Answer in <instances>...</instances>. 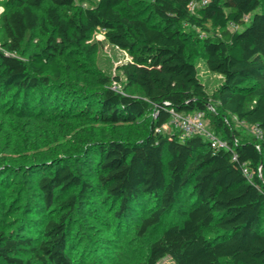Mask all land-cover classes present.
Instances as JSON below:
<instances>
[{
  "label": "trees",
  "instance_id": "16d2710c",
  "mask_svg": "<svg viewBox=\"0 0 264 264\" xmlns=\"http://www.w3.org/2000/svg\"><path fill=\"white\" fill-rule=\"evenodd\" d=\"M45 1L0 0V107L38 119L57 103L62 114L82 111L93 123L64 128L34 150L33 160L18 165L32 171L41 207L61 211L40 220L38 235L0 230V264H104L85 262L69 248L76 191L100 188L119 202L122 218L129 210L139 216L141 237L160 228L148 248L149 264L165 258L173 264H264V0H150V16L124 12L129 0H47L41 16L37 9ZM193 1L198 5L191 10ZM185 24L215 29L201 40L208 68L223 79L213 94L189 55V35L180 29ZM39 28L45 41L27 51L29 33ZM99 29L132 57L114 79L123 91L136 86L140 93L113 90L108 76L94 89L82 83L79 66L70 78L66 59L77 50L94 52L91 40ZM171 108L205 111L209 128L229 148H215L200 135L158 131ZM233 116L260 134L240 137ZM120 124L133 132L106 134L105 126ZM76 163L96 179L85 181ZM15 184L11 175L0 176L1 187Z\"/></svg>",
  "mask_w": 264,
  "mask_h": 264
},
{
  "label": "rangeland",
  "instance_id": "374dc122",
  "mask_svg": "<svg viewBox=\"0 0 264 264\" xmlns=\"http://www.w3.org/2000/svg\"><path fill=\"white\" fill-rule=\"evenodd\" d=\"M95 2L96 0H92L84 5L95 4ZM49 6L50 2L46 0L37 9L39 14L45 16ZM121 9L128 13L150 16V0H129L121 6ZM207 27L202 29L185 24L180 29L189 35V55L198 64L201 78L207 85L208 91L213 94L223 79L220 74L212 72L206 64V53L201 40L215 33L211 25ZM230 30L235 29L230 27ZM46 37L43 28L30 32L25 48L27 51L37 48V45L43 43ZM91 41L97 43L94 52L86 55L77 50L66 61L69 64L70 78L76 76L79 66L83 76L82 83L87 81L92 88L99 89L102 85L100 78L108 76L112 82L116 81L114 77L122 75V68L132 60V57L127 51L111 44L101 29L94 34ZM119 85L122 86L123 82H119ZM124 91L140 93L136 86ZM230 119L238 129L240 137L246 139L257 135L253 126L240 123L236 116ZM92 123L87 116L82 115V111L76 116L62 114L57 103L49 106L46 116L38 119L19 117L9 106L0 107V167L14 164L18 169L13 171L8 167L4 170L0 168V176L11 175L16 181V186L11 185L12 189L0 186V230L11 233L15 237L21 234L38 235L43 229V226L39 225L40 220L59 215L61 211L59 208L53 212H46L41 207L42 197L35 185L36 179L31 177L32 171H22L18 165L33 160L34 150L43 146L45 142L52 141L53 137L61 134L60 131L64 128L70 132V128L75 129L74 127H80L79 125L91 127ZM104 130L111 136L112 131L123 134L133 132V127L120 124L105 126ZM42 151L55 152L53 148ZM73 165L85 181L96 179V174L91 168L80 163ZM12 182L10 181V184ZM76 193L78 202L71 214L69 230V248L75 257H81L85 262L98 261L104 264H149L148 248L151 241L158 235L160 228H155L148 235L141 237L137 233L139 216L132 210H129L124 218L118 215L119 202L106 198L102 188L88 190L83 194L78 191ZM158 264H173V262L170 258H165Z\"/></svg>",
  "mask_w": 264,
  "mask_h": 264
},
{
  "label": "built area",
  "instance_id": "2783aa9c",
  "mask_svg": "<svg viewBox=\"0 0 264 264\" xmlns=\"http://www.w3.org/2000/svg\"><path fill=\"white\" fill-rule=\"evenodd\" d=\"M208 2V0H203V3ZM198 5L197 1H193L190 4V9L194 10L195 7ZM4 8L1 7L0 11H2ZM247 20L249 17H245ZM232 28H237V25L234 22H230L229 24ZM111 88L113 90H116L117 92L124 93V91L121 89V86L119 83L114 81L111 85ZM209 107L212 110H215L213 105L210 104ZM171 113V119L164 123L161 127L158 128V131L160 132H173V131H179L181 133L182 138H186L192 135H200L204 137L205 139H208L211 143V145L215 148H229V142L218 135L215 131L209 128L206 113L205 111H194L191 113H183L176 111L175 108L170 109ZM257 134H260V130L258 128H255ZM234 159H237V154H234ZM244 172L246 174L248 173V168L244 167ZM260 173L262 174V169L260 168Z\"/></svg>",
  "mask_w": 264,
  "mask_h": 264
}]
</instances>
